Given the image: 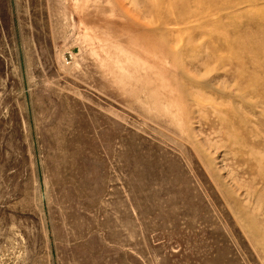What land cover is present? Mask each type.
<instances>
[{
  "label": "rangeland",
  "instance_id": "rangeland-1",
  "mask_svg": "<svg viewBox=\"0 0 264 264\" xmlns=\"http://www.w3.org/2000/svg\"><path fill=\"white\" fill-rule=\"evenodd\" d=\"M82 3L0 0V264H264V0Z\"/></svg>",
  "mask_w": 264,
  "mask_h": 264
},
{
  "label": "bare ground",
  "instance_id": "bare-ground-1",
  "mask_svg": "<svg viewBox=\"0 0 264 264\" xmlns=\"http://www.w3.org/2000/svg\"><path fill=\"white\" fill-rule=\"evenodd\" d=\"M88 1H90V0H88ZM60 2H61V0H60ZM83 3H84V0H83ZM82 3V4H83ZM86 5L88 6V4L86 3ZM86 5H84V6H86ZM142 6V5H141ZM80 7H82V5L80 6ZM79 7V8H80ZM171 9V8H170ZM81 10V9H80ZM171 17V16H170ZM156 40V39H155ZM164 72V71H163ZM260 172H261V174L264 176V166L263 167H260Z\"/></svg>",
  "mask_w": 264,
  "mask_h": 264
}]
</instances>
